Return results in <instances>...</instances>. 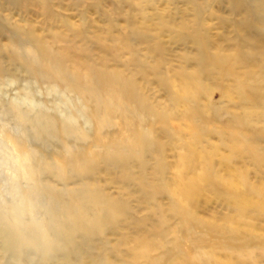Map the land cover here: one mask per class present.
I'll use <instances>...</instances> for the list:
<instances>
[{
	"label": "rangeland",
	"instance_id": "rangeland-1",
	"mask_svg": "<svg viewBox=\"0 0 264 264\" xmlns=\"http://www.w3.org/2000/svg\"><path fill=\"white\" fill-rule=\"evenodd\" d=\"M241 2L0 0V109L39 115L60 141L35 149L0 121V206L26 204L28 224L66 204L86 224L61 254L2 261L264 264V19ZM36 48L55 67L39 68ZM103 81L132 110L118 96L108 108ZM2 142L53 174L12 177Z\"/></svg>",
	"mask_w": 264,
	"mask_h": 264
},
{
	"label": "bare ground",
	"instance_id": "bare-ground-1",
	"mask_svg": "<svg viewBox=\"0 0 264 264\" xmlns=\"http://www.w3.org/2000/svg\"><path fill=\"white\" fill-rule=\"evenodd\" d=\"M246 2H249V6L250 5L252 6V10L259 16L260 20L264 19V0H242L241 5L243 9L250 10V8L247 7ZM263 21L264 20H262V22ZM260 24H261L260 31L264 32V22ZM43 50L44 49L36 48L35 50L32 51L31 53L32 55H30V58H34L35 56L36 59L34 62H38V67L41 69H45V68L50 69L49 68L50 66L55 67V64L45 62L41 59L38 52H40L42 56H44L45 53ZM3 74L4 72L0 68V77ZM96 81L98 80L94 78L92 82L89 83L91 84V87H93L94 89H96L95 87H97L99 83ZM117 87H118L117 85L115 87L114 85H111L103 81L102 89L105 90L106 95H108V101H107L108 108L113 106L111 104H113V101H115L114 97L117 96L119 97V89H117ZM90 99L94 101L96 104H99L98 96L92 95ZM120 100L121 103L126 108L124 110H130V109L132 110V108L128 106L121 98ZM0 110H1L0 115L2 114V116L0 117V121L1 120L5 121V123L1 125L4 131L7 127L6 121L9 120L15 121L14 124L16 126L13 125L11 129L15 131L14 137L16 141H18L21 138L20 132L22 133L23 131L25 137L30 142H32L31 147H34L35 149L38 148V145L40 146V148L43 147L42 145H40L39 142L44 143L45 146L47 144L53 145L60 142L58 141V134L56 129L51 125V123L48 122V120L45 121L43 119H40L39 115L38 116L32 115L18 108H15V110H9L3 107ZM31 132H35L38 139H36V137H34ZM63 133L68 138L70 136L71 131L64 129ZM2 144L5 148L6 143L4 144L2 142ZM21 145H22L21 142L17 144V146L19 147ZM6 148L8 150V151L6 150L7 151L6 153L10 165H12V163L14 162L15 165L20 163L19 166L21 168L20 170H18V168H12V166L10 167V170L14 171L12 177L23 176L24 178L27 179V182L29 180L30 183L32 184L33 181L37 179L39 174H43V175L49 173L53 174V165L49 161L41 160V163L34 164V161L32 160L33 155L30 154L28 155L26 153L20 154L16 149H14V152L11 151L9 152L10 148L8 147ZM29 159H31L33 163L27 165L26 161ZM86 165L87 162L85 161L78 167L77 170L82 171ZM38 184L37 182L33 184V187L31 188L33 192L38 191ZM48 188L49 187L43 180L40 183L39 192L43 193V191L45 192L46 190H48ZM96 195L98 196V193H95V195H93L91 199V203L94 206L93 208L94 215L87 220L89 222L87 224H92L91 226H93L94 229H99L101 225L105 223L104 222L105 220L103 218H105L106 216L104 212L106 211L108 213V210H106L108 203L107 204L104 203L103 207L99 208L103 204V201H100ZM83 204L84 202L78 203L76 207H83ZM22 205L23 203L20 204V206ZM25 206L26 204L22 207L24 211L22 209L20 210V208L16 209L15 207H19V206L14 204L12 206L7 205L5 208L0 206V239H1L0 248L3 256L2 259L0 260V264H6V262L2 260L3 259L6 260L7 256L12 257L18 263L21 262V258H23V253L27 250L37 251L40 253L41 256L47 258H51L57 254H61L65 252L67 248L68 249L71 248L70 244L73 243L74 234L76 232H80L81 230H83V227L86 225V224L75 223L72 216L70 215L65 216V214L64 215L62 214L63 211L65 212L66 210H68V206L66 204L59 212L56 208H53L50 205L44 206V211L47 216L46 218L36 219L34 217H30V222L28 224H24L23 219L25 218V213H26ZM70 206L73 207L74 204H70Z\"/></svg>",
	"mask_w": 264,
	"mask_h": 264
}]
</instances>
